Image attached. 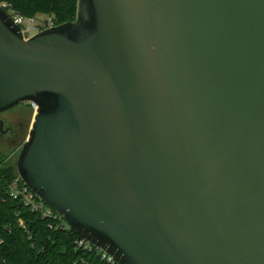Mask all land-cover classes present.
Returning a JSON list of instances; mask_svg holds the SVG:
<instances>
[{
  "label": "water",
  "instance_id": "obj_1",
  "mask_svg": "<svg viewBox=\"0 0 264 264\" xmlns=\"http://www.w3.org/2000/svg\"><path fill=\"white\" fill-rule=\"evenodd\" d=\"M15 167L119 264H264V0H77L25 39L0 6Z\"/></svg>",
  "mask_w": 264,
  "mask_h": 264
},
{
  "label": "trees",
  "instance_id": "obj_2",
  "mask_svg": "<svg viewBox=\"0 0 264 264\" xmlns=\"http://www.w3.org/2000/svg\"><path fill=\"white\" fill-rule=\"evenodd\" d=\"M77 0H0L8 15L37 19L46 17L52 26L75 18ZM30 104V103H29ZM15 162L0 152V264H108L94 250L77 245L81 239L62 224V217L49 209L38 197L41 208L26 205L21 194L11 193L10 186H24L16 173ZM113 264H119L117 262Z\"/></svg>",
  "mask_w": 264,
  "mask_h": 264
},
{
  "label": "rangeland",
  "instance_id": "obj_3",
  "mask_svg": "<svg viewBox=\"0 0 264 264\" xmlns=\"http://www.w3.org/2000/svg\"><path fill=\"white\" fill-rule=\"evenodd\" d=\"M46 17L38 16L35 19L37 24L45 21ZM33 110L29 103H20L16 107L0 114V118L16 130L13 140L0 139V152L7 156L11 162H15L23 143L27 139L28 131L33 122Z\"/></svg>",
  "mask_w": 264,
  "mask_h": 264
},
{
  "label": "built area",
  "instance_id": "obj_4",
  "mask_svg": "<svg viewBox=\"0 0 264 264\" xmlns=\"http://www.w3.org/2000/svg\"><path fill=\"white\" fill-rule=\"evenodd\" d=\"M9 17L11 18L13 23L19 27L20 32H21L22 36L25 39H28V38L32 37L33 35H35L36 33L40 32V31H43V30L48 29L50 27H53L49 20L46 23L42 22L41 24H37L35 22V19H32V18H23V17H20L18 15H13V16L9 15ZM30 106H31V108L33 110V113L35 114L37 107L34 104H30ZM14 186H16L15 182L10 186V190H11L12 194H14V195L21 194L23 196L24 203L26 205H30L32 207V209L41 208V204L42 203L35 202L34 196H36V195L33 192H31L25 185L22 187V189L21 188L20 189L15 188ZM44 214L50 215L51 214V209L50 210L46 209ZM62 224H63V226L67 227L66 224L63 221V218H62ZM77 245L79 247H81L82 249H84V250L90 251V250L93 249L94 252L97 255H100L101 258L103 260H105L108 264L115 263V261L110 256L106 255L100 249L90 245L88 242H86L83 239H80L77 242ZM80 262L82 264H88V263H85L83 260H80Z\"/></svg>",
  "mask_w": 264,
  "mask_h": 264
},
{
  "label": "flooded vegetation",
  "instance_id": "obj_5",
  "mask_svg": "<svg viewBox=\"0 0 264 264\" xmlns=\"http://www.w3.org/2000/svg\"><path fill=\"white\" fill-rule=\"evenodd\" d=\"M6 122L0 118V139L13 140L16 130L11 126H6Z\"/></svg>",
  "mask_w": 264,
  "mask_h": 264
}]
</instances>
